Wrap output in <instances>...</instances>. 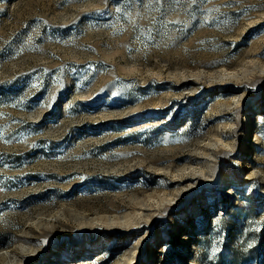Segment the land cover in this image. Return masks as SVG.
Segmentation results:
<instances>
[{
  "label": "rangeland",
  "instance_id": "obj_1",
  "mask_svg": "<svg viewBox=\"0 0 264 264\" xmlns=\"http://www.w3.org/2000/svg\"><path fill=\"white\" fill-rule=\"evenodd\" d=\"M0 264H264V0H0Z\"/></svg>",
  "mask_w": 264,
  "mask_h": 264
},
{
  "label": "bare ground",
  "instance_id": "obj_2",
  "mask_svg": "<svg viewBox=\"0 0 264 264\" xmlns=\"http://www.w3.org/2000/svg\"><path fill=\"white\" fill-rule=\"evenodd\" d=\"M131 218H132V217H131ZM127 221L129 222V220H128V219H127ZM127 221H126V222H127Z\"/></svg>",
  "mask_w": 264,
  "mask_h": 264
}]
</instances>
